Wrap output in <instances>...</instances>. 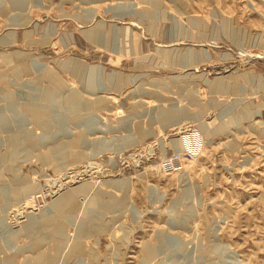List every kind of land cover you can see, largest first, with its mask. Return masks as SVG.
Instances as JSON below:
<instances>
[{
  "label": "rangeland",
  "instance_id": "obj_1",
  "mask_svg": "<svg viewBox=\"0 0 264 264\" xmlns=\"http://www.w3.org/2000/svg\"><path fill=\"white\" fill-rule=\"evenodd\" d=\"M263 73L264 0H0V264H264Z\"/></svg>",
  "mask_w": 264,
  "mask_h": 264
},
{
  "label": "bare ground",
  "instance_id": "obj_2",
  "mask_svg": "<svg viewBox=\"0 0 264 264\" xmlns=\"http://www.w3.org/2000/svg\"><path fill=\"white\" fill-rule=\"evenodd\" d=\"M207 58H208V56H206ZM227 78L231 81H235V78H234V76L233 75H229V76H227ZM210 83V86L212 87V88H215V89H220L222 86H223V83H224V80H222V79H220V80H218V79H214L213 81H210L209 82ZM260 84V83H259ZM224 87V86H223ZM226 90V89H225ZM262 90V89H261ZM77 95H75L70 101H72V102H76L77 103V101H78V97H76ZM264 98V97H263ZM75 103V104H76ZM10 107V106H9ZM74 107H76V106H74ZM29 113L34 117V119H36V120H44L45 118H43V116H46L48 113H47V111H45V109H43V108H39V107H31V108H29ZM242 114V113H241ZM240 114V115H241ZM177 116H178V114H176V115H172L170 118H169V120H171V119H173V122L172 123H175V122H177V120H178V118H177ZM258 116V115H257ZM176 119V120H175ZM168 120V121H169ZM181 121V120H180ZM180 121H178V122H180ZM237 122V121H236ZM227 132H229V131H227ZM230 134H233V133H230ZM184 179L186 180V181H188V179L186 178V176L184 177ZM8 197V194H7V192H6V190L5 189H0V202L3 200V201H5L6 200V198ZM9 198V197H8ZM70 200H71V197L70 196H67L66 198H64V197H61L60 199H58L56 202H55V208L58 210V211H61V210H63V208H65L66 206H67V203H66V201L69 203L70 202ZM113 200H116L115 198L113 199ZM54 203V202H53ZM114 203V202H113ZM113 208V207H112ZM27 218L29 219V224H28V229L29 228H31V227H33L35 224H36V222H34V219L32 218V215H31V213H28V215H27ZM43 222H44V220H43ZM46 222V221H45ZM42 223V222H41ZM41 223L39 224V226H41ZM1 230H3V228H0V231ZM9 237L11 238V240L14 238V235L13 234H11V235H9ZM7 240V239H6ZM3 245H1L0 244V248L2 247ZM79 245H76L75 246V249L76 250H78L79 249V247H78ZM153 252H155V249H153V248H148V250H147V256H151V254L153 253ZM146 256V257H147ZM48 259V257H43V256H41V258L39 259L41 262H43L45 259ZM46 259V260H47ZM50 261V260H49ZM50 263V262H49Z\"/></svg>",
  "mask_w": 264,
  "mask_h": 264
},
{
  "label": "built area",
  "instance_id": "obj_3",
  "mask_svg": "<svg viewBox=\"0 0 264 264\" xmlns=\"http://www.w3.org/2000/svg\"><path fill=\"white\" fill-rule=\"evenodd\" d=\"M263 81H264V73H263Z\"/></svg>",
  "mask_w": 264,
  "mask_h": 264
}]
</instances>
